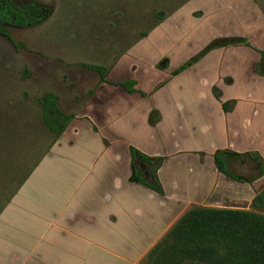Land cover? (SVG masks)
<instances>
[{"label":"crops","instance_id":"0c3cea01","mask_svg":"<svg viewBox=\"0 0 264 264\" xmlns=\"http://www.w3.org/2000/svg\"><path fill=\"white\" fill-rule=\"evenodd\" d=\"M222 38L248 43L200 55ZM107 67L76 111L60 104L74 118L1 211L0 264H148L193 207L252 210L264 189L259 167L239 181L215 160L239 153L227 169L244 177L264 163L256 0L187 3Z\"/></svg>","mask_w":264,"mask_h":264},{"label":"rangeland","instance_id":"374dc122","mask_svg":"<svg viewBox=\"0 0 264 264\" xmlns=\"http://www.w3.org/2000/svg\"><path fill=\"white\" fill-rule=\"evenodd\" d=\"M37 1L52 14L34 27H9L18 46L0 34V196L18 186L55 139L42 123L39 98L55 92L65 111H76L98 75L84 65L110 66L156 21V12L169 13L182 0ZM256 1L264 12V0ZM258 172L247 170L245 176Z\"/></svg>","mask_w":264,"mask_h":264},{"label":"trees","instance_id":"16d2710c","mask_svg":"<svg viewBox=\"0 0 264 264\" xmlns=\"http://www.w3.org/2000/svg\"><path fill=\"white\" fill-rule=\"evenodd\" d=\"M186 1H180L171 8L169 13L156 12V21L150 28L134 39L117 57L139 39L145 37L149 31ZM51 14L52 8L39 4L37 0H27L24 3H19L16 0H0V34L18 46L19 43L16 42L9 27H34L46 21ZM236 43H248V41L244 38L218 39L204 49L200 55L215 47ZM84 66L98 72L101 81H105L109 70L107 66L93 64ZM39 103L42 123L50 133L55 134L54 142L65 131L75 114L63 111L60 107L59 96L52 91L44 93L39 98ZM45 154L28 169L20 179L18 186L9 195H6V192L5 195L0 196V213ZM247 155L252 158L260 157L257 153H248ZM215 160L219 170L235 180L251 182L255 179L229 172L226 156L221 150L215 154ZM260 161L263 160L260 158ZM259 170L261 175L264 174V163L259 165ZM252 205L258 211L193 207L149 253L148 264H264V213H262L264 212V189L256 195Z\"/></svg>","mask_w":264,"mask_h":264},{"label":"water","instance_id":"95a60500","mask_svg":"<svg viewBox=\"0 0 264 264\" xmlns=\"http://www.w3.org/2000/svg\"><path fill=\"white\" fill-rule=\"evenodd\" d=\"M224 154H225L227 157H229V158L239 156L238 153H236V152H230V151H225Z\"/></svg>","mask_w":264,"mask_h":264},{"label":"flooded vegetation","instance_id":"af4514ba","mask_svg":"<svg viewBox=\"0 0 264 264\" xmlns=\"http://www.w3.org/2000/svg\"><path fill=\"white\" fill-rule=\"evenodd\" d=\"M223 152H225V151H223ZM231 152V151H230ZM239 154V153H238ZM225 155V154H224ZM226 156V155H225ZM239 156H240V154H239ZM239 156H237V157H239ZM227 157V156H226ZM229 158V157H228ZM248 158H250V160H254L255 161V158H252V157H250V156H248ZM247 158V159H248ZM249 160V159H248ZM256 163H257V161H255ZM259 167V164H256L255 165V168L254 169H256V168H258Z\"/></svg>","mask_w":264,"mask_h":264}]
</instances>
